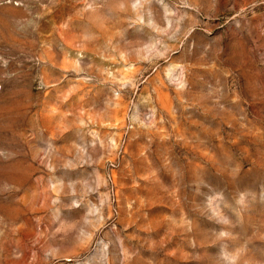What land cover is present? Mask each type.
<instances>
[{"label": "rangeland", "instance_id": "rangeland-1", "mask_svg": "<svg viewBox=\"0 0 264 264\" xmlns=\"http://www.w3.org/2000/svg\"><path fill=\"white\" fill-rule=\"evenodd\" d=\"M0 264H264V0H0Z\"/></svg>", "mask_w": 264, "mask_h": 264}]
</instances>
